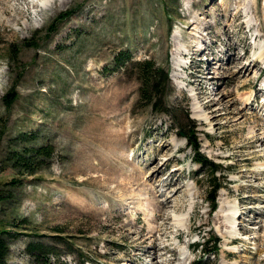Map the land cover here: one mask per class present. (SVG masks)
Masks as SVG:
<instances>
[{
    "label": "rangeland",
    "instance_id": "obj_1",
    "mask_svg": "<svg viewBox=\"0 0 264 264\" xmlns=\"http://www.w3.org/2000/svg\"><path fill=\"white\" fill-rule=\"evenodd\" d=\"M122 52L168 72L166 113ZM194 139L227 178L213 213ZM4 231L6 264H264V0H0ZM214 236L216 257L195 246Z\"/></svg>",
    "mask_w": 264,
    "mask_h": 264
},
{
    "label": "trees",
    "instance_id": "obj_2",
    "mask_svg": "<svg viewBox=\"0 0 264 264\" xmlns=\"http://www.w3.org/2000/svg\"><path fill=\"white\" fill-rule=\"evenodd\" d=\"M65 16L63 17V19ZM62 19V20H63ZM126 63H128L126 65ZM113 64L116 70L124 69V72H128L129 68H136L137 75L136 80L139 83V101L145 103L153 111L159 113H166L167 111L160 108L163 97L164 90L169 84L168 72L163 68H158L155 62L152 60H144L141 62H132L130 55L127 52L119 53L115 56ZM160 102V104H159ZM185 118H188L186 115ZM184 138L190 141L191 134L187 131H183ZM193 156L195 157V162L201 166V168L208 169L210 187L213 193L209 196L208 203L212 211L216 208V193L220 190L225 182H227L226 176L223 174V167L220 164H216L206 159L199 152L200 147L193 140ZM191 142V141H190ZM192 142L190 143V145ZM53 149L51 147H41V148H26L22 152H16L11 155L10 160L15 169H18L22 174L33 175L35 174L34 166H38L41 161L48 159L52 156ZM37 170V168L35 169ZM220 173L221 176L218 179L216 173ZM9 234L5 231L0 234V264H6V256L8 254L7 239L3 235ZM197 248L203 250L204 254L207 253L210 257H216L218 255L219 240L215 236L201 243L200 245H195ZM34 248V249H33ZM28 252L33 256H41L44 259L42 261L48 260V253H46V248L43 246H34L28 249ZM47 254V256L45 255ZM193 264V263H192ZM194 264H199L196 262Z\"/></svg>",
    "mask_w": 264,
    "mask_h": 264
},
{
    "label": "bare ground",
    "instance_id": "obj_3",
    "mask_svg": "<svg viewBox=\"0 0 264 264\" xmlns=\"http://www.w3.org/2000/svg\"><path fill=\"white\" fill-rule=\"evenodd\" d=\"M214 1V0H213ZM198 6V5H197ZM195 8V7H194ZM240 14H241V12H238L237 13V15H236V17H235V19H237L239 16H240ZM228 37H229V35H227ZM181 41V39L178 37V36H176L175 38H174V40H173V44H174V46H177L178 44H179V42ZM235 57V56H234ZM197 116H198V118H199V114L197 113ZM171 198L172 197H169L168 198V200L166 201V202H163L162 203V205L165 207H167L169 204H170V200H171ZM220 201H223L222 199L220 200ZM161 209V208H160ZM164 209V208H163ZM161 213V212H160ZM159 213V214H160ZM158 214V213H157ZM165 214V213H164ZM167 214V213H166ZM162 215V214H161ZM162 217V216H161ZM164 217V216H163ZM162 217V218H163ZM165 218V217H164ZM233 219V218H232ZM163 220H165V219H163ZM156 221V220H155ZM166 221H168L167 219H166ZM231 223H233V222H231ZM154 230H156V229H154ZM159 233V230L158 231H156L155 232V234H158ZM161 233V232H160ZM153 234V233H152ZM155 234H153V235H155ZM150 236H151V234H150ZM156 237V236H155ZM150 238V237H149ZM148 238V239H149ZM155 241V240H154ZM164 248L166 249V248H168V245H166V246H164ZM150 249L151 250H153V251H155L156 250V245H155V242H153V243H151V246H150ZM168 249H170L171 250V248H168ZM181 256V255H180ZM185 256V253H183L182 254V256L178 259V260H176V263L177 262H180L181 264H183L184 262V259H183V257ZM165 257H167L166 256V254H161V256H157L156 257V260L154 261L155 262V264H162L164 261H167L166 260V258ZM161 259L163 260V261H161ZM168 262V261H167ZM173 263H174V261H173Z\"/></svg>",
    "mask_w": 264,
    "mask_h": 264
}]
</instances>
